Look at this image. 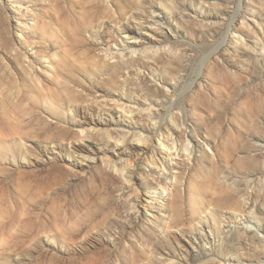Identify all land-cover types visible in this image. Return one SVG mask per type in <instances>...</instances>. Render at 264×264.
Masks as SVG:
<instances>
[{"label": "rangeland", "instance_id": "1", "mask_svg": "<svg viewBox=\"0 0 264 264\" xmlns=\"http://www.w3.org/2000/svg\"><path fill=\"white\" fill-rule=\"evenodd\" d=\"M174 1L0 0V264H264V0Z\"/></svg>", "mask_w": 264, "mask_h": 264}, {"label": "bare ground", "instance_id": "2", "mask_svg": "<svg viewBox=\"0 0 264 264\" xmlns=\"http://www.w3.org/2000/svg\"><path fill=\"white\" fill-rule=\"evenodd\" d=\"M169 1L172 4L176 5L174 0H169ZM203 1L207 2V3H210L213 0H203ZM152 11H156V10H152ZM220 14H222V13H220ZM134 18H136V17H134ZM155 21H162V18L161 19H156ZM253 28L255 29V32L262 37V35H263L262 30L260 28H258V29L255 28V27H253ZM123 30L126 33L127 37H130L132 39L134 38V39L143 40L142 42H145V44L143 43L145 45L144 47L151 48L150 45L153 46L154 43H155V41H153L151 38L145 37V35L151 34V32L149 30H147L146 28L139 29V28H137L135 26L127 24V25L123 26ZM152 35H154V34H152ZM241 44H242V41H241ZM136 48H137V45H135V44L125 43V47L122 48V50L120 51V54H121V56H124V55H126L125 52H127V51H130V53H135V49ZM134 103H137V102L134 101ZM150 104L151 103H149V105H147L148 109H149V115L153 116V112L150 111ZM114 105L120 106L122 109H126V108L127 109H131L130 107H126L124 103H121V104L116 103ZM74 109H75L74 112L76 113V115H78L77 114L78 113V109L77 108H74ZM111 117H112L111 119H113L112 121L97 122L93 118L86 117L84 115L85 120L83 121L82 124H80V127H84L83 131H87L88 129H99L101 127H108V126H112V125H116V127L123 125V121L121 119H119L118 117H116L115 115H113V113H111ZM86 128H88V129L86 130ZM136 139L139 140V141H146V142L148 141V138L142 136L141 134L136 136ZM159 141L160 142H158L159 144L156 147H161V148H156L155 149L152 146V149L150 150V148H149V150H148L147 146H144V147L137 146V147H134L133 149L135 151L139 150L143 154H147L148 152L151 153V156H152V158H151L152 160L151 161L155 165H158V166H160L162 168V167L165 166L167 159H169V157L171 155V153H169L168 151L179 150V149H181V146L178 145L177 139H171L170 140V144L171 145H167L166 141H162V140H159ZM261 142H264V141H261ZM162 146L165 147V149L167 151ZM72 147H73V150L76 153H78L79 155H81L82 158H84V159H89V160L92 161L93 160V156L96 155L95 150L89 144L74 143L72 145ZM195 147L196 146L191 143V140H189V139L186 140L184 150H186L188 152V155H191V154H193L195 152L194 151V149H196ZM136 168H137V166L135 165V161L133 162L132 159H131L129 166L127 168H124L123 171H121L122 172L121 174H122L124 180H126L128 183H130V188H131L132 192H134L136 198H139V194H140L139 191L140 190H139V187L136 185V183L133 180L134 173H135L134 171H135ZM161 196H162V192L159 193V197H161ZM131 205H132L133 209H135V210L137 209V204L136 203H132ZM251 213H253V212L251 211ZM259 231L261 233H264V227L260 228ZM171 235H172V238L175 239L177 241V243H179L180 246L183 247V248L187 249V246H191L192 244L193 245L195 244L194 240H189L187 243H183V241H181L176 234H171ZM159 256L162 257L163 254H159ZM165 256H166V260L173 259V256L171 257V255L170 256L169 255H165ZM172 263L174 264L175 262L172 261Z\"/></svg>", "mask_w": 264, "mask_h": 264}]
</instances>
